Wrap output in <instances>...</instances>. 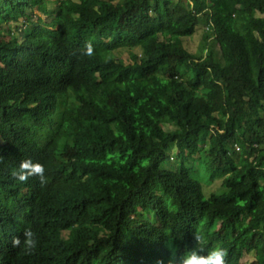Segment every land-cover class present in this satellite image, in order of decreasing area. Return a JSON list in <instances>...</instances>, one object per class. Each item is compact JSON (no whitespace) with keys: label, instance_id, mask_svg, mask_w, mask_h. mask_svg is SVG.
Instances as JSON below:
<instances>
[{"label":"trees","instance_id":"obj_1","mask_svg":"<svg viewBox=\"0 0 264 264\" xmlns=\"http://www.w3.org/2000/svg\"><path fill=\"white\" fill-rule=\"evenodd\" d=\"M46 1L0 0V264H155L195 232L202 254L264 264V0H61L50 26ZM199 22L217 55L182 47ZM195 155L223 191L204 196ZM28 159L43 186L12 176ZM25 230L34 250L13 247Z\"/></svg>","mask_w":264,"mask_h":264},{"label":"rangeland","instance_id":"obj_2","mask_svg":"<svg viewBox=\"0 0 264 264\" xmlns=\"http://www.w3.org/2000/svg\"><path fill=\"white\" fill-rule=\"evenodd\" d=\"M61 0H47L45 3V8L47 10V14L43 15L39 13L36 9H34V20L40 19L42 21V24L50 26V24L53 22V20L56 17L57 13V5L60 3ZM77 1V0H75ZM173 3H175L177 0H172ZM125 0H116L117 4H122L124 3ZM184 3V2H183ZM257 16H261L258 13H256ZM22 18L19 17L17 21L11 23L10 25H4L2 36H20L19 28L22 25ZM27 27L25 26L24 29ZM49 29H52L49 27ZM208 30L207 26L202 25L199 22V25L195 28V32L191 37L187 38H182V47L187 50L189 53L195 55L197 58H203L207 55V50L208 53L212 52L215 55L218 54V45L216 44L215 41H211L212 39H209L208 35ZM20 39L22 37H19ZM139 46H136L135 48H130V49H116L114 51H107L103 49H95L94 54L102 57V58H109L113 60H122L124 63H130L131 59V54H139ZM8 117L13 120L14 122L22 125H27L28 122L24 116L16 115L13 113H10ZM174 129V126L171 124L165 123L163 124V132L164 134L169 133ZM175 146L171 145L169 150L167 151V154L169 156L173 157L169 159L168 162L164 163L162 165V169L166 170H171L174 171L176 167V157H175ZM237 151V150H236ZM239 151L234 154V158L238 159L239 158ZM190 166L193 170V175L194 177L201 183L202 185V190L203 194L206 198L209 197L210 194L212 193H218L220 191H223L222 186H221V180H215L211 182L209 180V173L205 170V166L203 163L200 162L199 156L195 155L194 159L190 162ZM144 218H148L151 221V216L145 215ZM67 233H64L63 236H67ZM256 257V253L252 252L249 254H244L240 264H253L254 260Z\"/></svg>","mask_w":264,"mask_h":264},{"label":"clouds","instance_id":"obj_3","mask_svg":"<svg viewBox=\"0 0 264 264\" xmlns=\"http://www.w3.org/2000/svg\"><path fill=\"white\" fill-rule=\"evenodd\" d=\"M86 55H91L93 53V46L91 43L85 46ZM109 58H105V62ZM2 158V157H0ZM172 158V157H171ZM173 160V158H172ZM44 166L39 162H33L31 159L23 160L20 162L16 169H13L12 176L21 182L26 181L31 176H36L39 178L40 184L43 186L47 183L46 177L44 175ZM194 239L197 242L198 247L181 251L178 244L175 243L174 239H168L164 242V247L167 250V258H158L155 264H227L228 249L223 246H216L212 248L207 254L203 253V248L201 247V242L203 236L197 232L194 233ZM13 247H23L25 251L34 250L37 246V240L35 234L31 230H25L23 234V241L20 237H13L12 240Z\"/></svg>","mask_w":264,"mask_h":264},{"label":"built area","instance_id":"obj_4","mask_svg":"<svg viewBox=\"0 0 264 264\" xmlns=\"http://www.w3.org/2000/svg\"><path fill=\"white\" fill-rule=\"evenodd\" d=\"M237 151H238V149L237 148H235Z\"/></svg>","mask_w":264,"mask_h":264}]
</instances>
